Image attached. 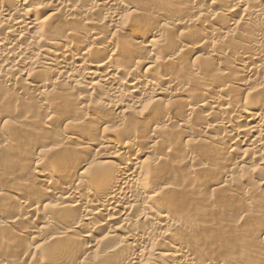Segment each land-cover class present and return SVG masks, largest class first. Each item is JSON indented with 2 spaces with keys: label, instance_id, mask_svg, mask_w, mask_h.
Segmentation results:
<instances>
[{
  "label": "bare ground",
  "instance_id": "1",
  "mask_svg": "<svg viewBox=\"0 0 264 264\" xmlns=\"http://www.w3.org/2000/svg\"><path fill=\"white\" fill-rule=\"evenodd\" d=\"M257 1L0 0V264H264Z\"/></svg>",
  "mask_w": 264,
  "mask_h": 264
},
{
  "label": "rangeland",
  "instance_id": "2",
  "mask_svg": "<svg viewBox=\"0 0 264 264\" xmlns=\"http://www.w3.org/2000/svg\"><path fill=\"white\" fill-rule=\"evenodd\" d=\"M254 1H257V0H254ZM258 3H260V4H264V0H258L257 1ZM257 2H255L256 4H257ZM122 6H120V8H121ZM126 7V6H125ZM124 6L120 9V8H118V9H116L117 11H118V13H120V14H122V16H124V15H127L128 13L130 14V12H131V10H128L127 8L128 7H126L125 8ZM123 8H125V9H123ZM130 11V12H129ZM126 13V14H125ZM104 15V14H103ZM197 58H195V57H192L191 58V56L190 57H187V58H189L188 59V62H191L190 64H192V62H202L203 60H205V58H204V56L203 55H201L200 53H198L197 55ZM186 58V59H187ZM196 60H201V61H196ZM143 66H145V64L143 65ZM149 97V96H148ZM171 103H172V101H171ZM169 104V103H168ZM173 104V103H172ZM245 165V164H244ZM238 177V175L235 173V174H233L232 175V177L231 178H233V179H235V178H237ZM255 178H252V181L254 180ZM257 181V180H256ZM234 198H236L237 199V201H238V219L241 217V215L242 214H240V213H246V211L245 210H247V206L245 205V203L243 202V198L239 195V193H238V195L237 194H234ZM254 207V206H253ZM250 208H251V206H250ZM245 209V210H244ZM252 209V208H251ZM241 210H244V211H241ZM237 211V210H236ZM241 211V212H240ZM231 213H234V214H237V212H235V209H233V212H231ZM234 216H237V215H234ZM243 216V215H242ZM241 219V218H240ZM250 223H254V222H250ZM250 223H245L244 225H241L242 226V231H241V233H243V234H245V235H250V229H252V232H254V226L257 224L256 222H255V225H253V227L251 226V224ZM257 225H259V226H261L262 228H264V221L263 222H261L260 220H259V222H258V224ZM29 242L30 243H33V242H35V240H29ZM257 242H259V240H257Z\"/></svg>",
  "mask_w": 264,
  "mask_h": 264
}]
</instances>
